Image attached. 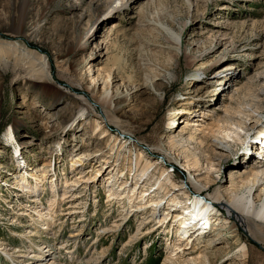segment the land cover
<instances>
[{"label": "rangeland", "instance_id": "obj_1", "mask_svg": "<svg viewBox=\"0 0 264 264\" xmlns=\"http://www.w3.org/2000/svg\"><path fill=\"white\" fill-rule=\"evenodd\" d=\"M112 4L113 0H0V264H33L45 246L49 255L43 248L42 264L51 263L52 256L55 264H163L177 257L181 264H264V233L252 237L239 226L240 241L230 239L226 231L232 218L211 200L249 161L264 159V127L249 126L245 132L225 122L221 134L217 121L224 111L233 116L248 106V116L238 114L250 125H264V0H130L125 9L105 14ZM21 21L25 32L17 31ZM172 32L182 34L179 54L172 48ZM218 33H226L236 49L219 61L223 46L218 45L190 63L193 55L218 44ZM86 35L88 46L78 50ZM98 68L103 77L110 73L114 78L110 90L121 92L112 105L103 100L102 84L90 85ZM226 70L230 81L225 86L219 79ZM230 88L239 90L238 98L230 96ZM59 102L64 110L57 117L59 106L53 105ZM171 126H177L173 134L184 129L206 138L208 142L200 145L204 149L215 135L224 136L231 150L217 155L208 167L199 148L201 163L193 166L194 144H171ZM202 130L207 136L202 137ZM140 151L141 165L152 164L149 178L141 182L154 185L150 192L162 203L158 210L175 207L166 228H156L149 204L118 220L129 202L120 196L108 200L107 185L116 178L111 175L120 179L117 185L125 181L133 187L135 154ZM84 153L91 157L73 167L74 154ZM23 163L43 169L48 179L29 182L22 190L24 182H14ZM207 171L216 184L201 188L197 181L203 184ZM157 178L166 182L167 194L153 191ZM67 180L72 195L63 198L59 193L54 221L43 229L44 221L32 218V207L39 203L22 191H34V197L42 198L41 206L51 208L52 183L63 189ZM173 183L183 188L175 189ZM195 202L218 213L220 240L208 249L214 253L209 262L200 260L204 247L195 248L199 240L179 253L174 249L176 211L192 209ZM142 219L147 220L137 231ZM154 223L155 232L150 233L147 228Z\"/></svg>", "mask_w": 264, "mask_h": 264}, {"label": "bare ground", "instance_id": "obj_2", "mask_svg": "<svg viewBox=\"0 0 264 264\" xmlns=\"http://www.w3.org/2000/svg\"><path fill=\"white\" fill-rule=\"evenodd\" d=\"M129 1L130 0H119L118 4L116 5L117 1L113 0V3L115 5L112 4L110 6V8L105 10V14H109L110 12H113L114 10L117 11V10H120L122 8L125 9L127 7V5L129 4ZM23 22L24 21L20 22L21 25H19V29H17V31H21V32L26 31L25 27L23 26ZM95 23H96V21H95ZM95 23H94V25H95ZM94 25L91 27L89 32L92 31ZM171 34H172V43H173L172 48L179 54L180 50H181V46H182V44H181V35L182 34H176L174 32H172ZM216 37H217V43L218 44L214 45V47H210L209 49H207V51H205V52H207L206 53L207 55L205 54V52H202L199 55H193V58H191L190 63H194L196 61V59L201 58L203 56H208L210 52H213V49L215 47L218 48V45L223 46V49H222L223 54H221V56L219 57V59H218L219 61L220 60L224 61L226 59L225 57L227 56L228 52L230 51L229 49H231V48L236 49V45H234L235 43L232 40L228 39V36L226 33H218L216 35ZM78 42H79V40H78ZM88 44H89V38L86 35L83 37V40L79 42V44L77 45V48H78V50H84V49H86ZM221 46H219V47H221ZM100 56H101V54L99 53V57ZM96 58H98V57H96ZM228 70L225 71L224 77L219 79V84L225 85L226 82L230 81L229 80L230 73ZM159 75L161 78H163V79L165 78L161 74H159ZM91 80H92V82L90 85H92L93 83H94V86H96V87H98V86L100 87L101 84L103 85V93H102L103 94V100L105 102H107V100H109V103L111 102V105H112L113 99H115L116 96L119 97V95L121 94V92L120 93H118L117 91L112 92V90H110L111 89L110 86L114 83L113 81H115V80L113 77L111 78L110 73L105 74L103 77L101 68H98L95 72H93L91 74ZM100 80H101V82H100ZM152 86H154V85L152 84ZM229 87L230 86H228V88ZM230 92H231L230 93L231 97H235L237 95H238L237 98L239 97V90L237 88L236 89L230 88ZM130 100L131 99L128 96V98H127L128 105H129ZM60 104H61L60 102L56 103L55 105H53V108L54 109L57 108ZM120 108H122V107L121 106H115V110H120ZM249 109L250 108L248 106H243V107L241 106L240 109L238 108L237 110H235V113H237V114L233 113V116L231 115L232 113H229L228 111H224L225 116L221 119L219 117L217 118L218 126H219V132L221 131V134H223L222 131L225 130L224 128L226 126L222 127V125H224L225 122L234 123L235 125H237V127L241 128L245 132H247L249 130V126L252 129H258V128L264 127V125L263 126L262 125H259V126L250 125L248 123L247 119H245L244 117H241L238 114V113L241 114L242 112H244L246 114V116H248L247 113H248ZM55 110L56 111L54 113L58 117L60 115V113L63 112L64 107L59 106V108L55 109ZM255 110H258V109H255ZM82 113H83V111L81 112V115H83ZM173 124H174V121H173ZM97 127H98V129H101V124L97 123L96 128ZM176 127L177 126H171L172 129L168 133L169 134V142L171 144H176L179 141H182V142L186 141V144H187V142L189 144L193 143L195 146L194 147L195 151H191V155H192V162L191 163L194 164L193 166H199L201 163V160H200V157L198 156V154L196 153V151L199 148H201L200 145H203L204 143L208 142L207 139L206 138H200L199 139V137H196L193 132H188V133L186 132L185 133L184 129H183V131L179 132L178 134H173V132H175ZM202 132H203L202 137L207 136L203 130H202ZM9 133H10L11 138L13 139V136H12L10 129H9ZM114 138H116L115 141L117 142L118 137H114ZM121 146H123V145H121ZM58 147L60 148V145H58ZM201 149L200 150L202 152V156H204L205 162L207 163L208 167H212L214 164L213 160L217 155L224 156V154L226 152H230L231 142L226 140L224 136L223 137H220V136L216 137V135H215L213 137V139L211 140V144L208 145L207 149H204V148H201ZM136 154H135V162H136L135 163V169H137V170L135 173L136 180L134 182L133 187L128 188L127 187L128 184L125 181H123V184L117 185V184H119L118 181L120 179L118 178V176H115L114 174L111 175L110 177L114 176L116 178L113 181L110 180L111 183L107 185L108 186V193H107L108 195L107 196L109 198L108 200H111V198H115V196L116 197L120 196V198H125L126 200H128L129 205L126 209V212L121 214L120 215L121 218L118 220H122V219H126V218L128 219L130 214H133V213H136L140 210L146 209V205L149 204L150 206H153V208L150 209L149 212H151V214H150L151 219L156 220V223H157L156 228L161 229L164 226L166 228L167 227L166 225H170L167 223L170 216H174V211L172 209H174L175 207H172L171 210H169V211L161 210V212H160L158 210L159 205H161L162 203L160 200H158V198L151 197L152 192H150V191H152L151 188L154 185L153 184L149 185L147 182L145 184L143 182H141L142 180L145 181V178H147L149 176L148 170L152 164H145L142 166L141 161H143L142 157L144 156V154L142 153V151L137 152ZM73 157H76L72 163V166L74 167L75 165H78L80 163H81V165L84 164V162H83L84 157L87 158V157H91V156L90 155L88 156V153H84L82 155L78 154L77 156H75V154H74ZM26 165H27L26 163L22 164V166L20 167V170L18 171L19 173H17V175L15 176V177H17V179L14 182L15 184L16 183L20 184V181L24 182L23 183L24 186H23L22 190H24L25 187L28 188L29 182H30V184H34V183H38V182H40L42 184L44 181H46L48 179L49 173H46V171H44L43 169H41V168L36 169V168L30 167L31 165H29V167ZM22 172H25V174L24 173L22 174ZM26 174H27V178L25 176ZM209 175H210V172L207 171L205 179L201 181V182H203V184H201L200 181H197L198 185L201 188H203V187L212 188L213 186H215L216 182L214 181V179L210 178ZM94 177H95V174L90 176L89 181L94 182L96 179V177L95 178ZM158 178H157V182H158ZM26 179H28V180H26ZM53 179H54L53 182L56 183L57 177H54V175H53ZM230 182H231V185L229 187H226L222 194H220L218 192L213 197V199H211L214 202L215 207H217V209L220 212H222L223 210H226V211H228V213L230 214V216L232 218L231 225L229 226L228 230L226 231L230 234L228 237H230V239L236 238V241H240L239 236H238V231H239L238 227L242 226L252 237L258 238L257 235L259 232L264 233L263 232L264 228L262 229V227L264 226V159L260 160L256 163L249 161L248 165L246 166L244 171L241 173H238L236 175H233ZM173 184L176 185L175 189L180 190L181 188H183L182 184H180V183H173ZM157 185L158 186L156 188H154L153 191H155L156 189L157 190H163L165 194H167L168 191H170L166 182H164V180L159 179V182ZM59 186H57V184L54 185L53 183L51 186L52 194H54V195H52L50 200L48 199V203H50L49 205H52V207H51L52 212H50L49 209H51V208L49 206L45 207V208L41 206L42 202H40V201L42 200V198L40 200L39 198L34 197V195L37 193H35L34 191L32 192L30 190L22 191V193L27 194V196H28V194L31 193V197H33L32 201L35 203H39V205H35L34 207H32V208H34L33 214H35V217L33 216L32 218L37 223L40 221H44L43 226H42L43 229H48L51 226L52 222L54 221L53 220L54 216H55L54 215V213H55L54 205L56 203V197H58L59 193L62 192L63 198H65L64 196L70 197L72 195L71 191L73 190V188L71 187V184H69V180L66 181V184L64 185L63 189H60ZM255 192H257V193L255 194ZM69 201L70 200H68V202ZM132 201H133V203H132ZM168 201H170L172 204L174 203V205H175V203H177V201H175L174 199H171L170 197H168ZM204 201L210 202L206 198H204ZM39 206H41L42 208H39ZM208 207H210V206L208 205ZM37 208H39V209H37ZM209 211L210 210L206 207L202 208L201 203H199L197 205L196 202L193 204L192 209L191 208L187 209V210L185 209L184 212L183 211L179 212L178 210L176 211V214L178 217L176 219V221H178V223L176 225L177 231H176V238L175 239H177V240H176V242H174V249L178 250V253L183 251L184 249L189 248V245L191 243H193V241L199 240L198 243H196L197 246L195 248L198 249V248L204 247L203 248L204 250H201V252L203 251L204 253H202V255L200 257L202 259H200V260H202V261L206 260L209 262L210 258H213V255H212L213 252L208 251V249H210L214 243H217V241L220 240V237H219L220 234H219V232H217V230L220 227H218L217 224L215 223V221L218 219V216H217L218 213L211 212V211L209 212ZM73 212H68V213H73ZM149 212L148 211L146 213L143 212V214H147ZM20 213H22V212H20ZM36 216H37V218H36ZM147 219L141 220V223L139 224L137 231L141 230L140 228L145 225L144 223H145V220H147ZM210 222H211V225H210ZM146 223L148 225V223H150V221L148 220ZM156 223H154L153 226H149L147 228V231H150V233L155 232V231H152V229H153L152 227H154V225ZM208 224L210 225L209 230L211 232L210 231L205 232L207 227H208ZM44 226H46V228H44ZM31 235L32 236H34V235L38 236V234H36V232L32 233ZM75 235H78V233L74 234V236ZM236 246H238V245H236ZM43 248H46L45 253L47 254V256L49 255L47 253L48 252L47 246L41 247L42 252L40 254H37V256H39V257H38V259H36V262H34L33 264H42L41 261L44 259V256H43L44 255V249ZM240 249L244 252V250L246 249L245 245H241ZM34 251L35 250H32V253H34ZM54 259H56L55 256L50 257L48 260L51 263H49V264H55L56 260H54ZM181 261H183V260H181V258H178V257L175 258L174 260L172 258H166L165 262L163 264H169V263L181 264ZM211 261H212V259H211ZM193 262L197 263L198 261H196V259H194Z\"/></svg>", "mask_w": 264, "mask_h": 264}]
</instances>
